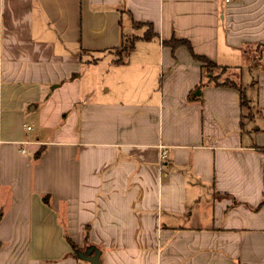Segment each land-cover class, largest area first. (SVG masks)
<instances>
[{
    "label": "crops",
    "instance_id": "0c3cea01",
    "mask_svg": "<svg viewBox=\"0 0 264 264\" xmlns=\"http://www.w3.org/2000/svg\"><path fill=\"white\" fill-rule=\"evenodd\" d=\"M261 46L264 0H0V264H264Z\"/></svg>",
    "mask_w": 264,
    "mask_h": 264
},
{
    "label": "trees",
    "instance_id": "16d2710c",
    "mask_svg": "<svg viewBox=\"0 0 264 264\" xmlns=\"http://www.w3.org/2000/svg\"><path fill=\"white\" fill-rule=\"evenodd\" d=\"M135 26H137V27H140V26H142L141 24H139V23H135L134 24ZM148 27H149V29H147L148 31H147V33L145 32V34L143 35V36H138V35H134V37L132 38V44H131V46L129 47L130 49H128V51L130 52V50H131V48H133L134 47V45H135V43H136V41L139 39V38H151L152 36H153V34H154V32H153V29H152V27H150V25H147ZM128 39V38H127ZM125 40H126V36H125V34H124V40H123V42H122V45L120 46V47H123V46H126V45H124V43H125ZM168 44H170L171 46H173V47H177V46H179V45H187L189 48H190V50L192 51V53L194 54V57L195 58H197V59H199L200 61H202V62H204V68L206 69V68H208V67H212V66H214V67H219V68H222L223 70H224V72L225 71H227L228 70V67H226V66H220V65H218L217 63H215V62H213V61H210L209 59H207L206 57H204V56H200V55H197V54H195L194 53V51H193V49H192V46H191V44H190V42H188V41H186V40H180V39H176V38H174L173 40H171L170 42H168ZM125 48V47H124ZM263 46H261V51L263 50ZM120 61H121V59H120ZM209 74H210V81H213V82H215V84L216 85H218V86H227V87H232V88H235V89H237V90H239L240 91V93H241V103H242V107L244 108V109H246V108H250V102H249V99L247 98V96H246V93H245V89L237 82V81H235V80H230V79H224V80H220V78H214L215 77V75L214 74H212V72L209 70V71H207ZM71 242V244L73 245V247L75 248L76 247V245L72 242V241H70Z\"/></svg>",
    "mask_w": 264,
    "mask_h": 264
},
{
    "label": "rangeland",
    "instance_id": "374dc122",
    "mask_svg": "<svg viewBox=\"0 0 264 264\" xmlns=\"http://www.w3.org/2000/svg\"><path fill=\"white\" fill-rule=\"evenodd\" d=\"M147 31L148 30H146V33H147ZM136 32V31H135ZM138 33H140L139 31L138 32H136V35H138ZM140 35V34H139ZM126 36V40H125V43H124V45H126V46H123V47H120L119 49H118V51H119V54H120V56H118L122 61H125V60H127L126 59V57H127V52H129L128 51V49H130L129 47L131 46V44H132V38L134 37V33H132V32H130V34L129 35H125ZM128 38V39H127ZM125 47V48H124ZM125 54V55H124ZM123 55V56H122ZM206 70L207 71H211L212 72V74H214L215 75V79L217 78H220V80L222 81V80H224V79H232V80H235V81H237L244 89H248V86H247V82L245 81V79H244V77L246 76V72H248L247 70L246 71H242L243 73V78L241 79V75H240V72H241V70H239V71H233V72H229L228 73V71H225L224 72V70L222 69V68H219V67H214V66H212V67H208V68H206ZM251 116V111H250V108H246V119H245V122L249 125L250 124V121H249V117ZM249 122V123H248ZM254 123L255 122H253L252 123V125L251 126H249L248 128H250V127H252L253 128V126H254Z\"/></svg>",
    "mask_w": 264,
    "mask_h": 264
},
{
    "label": "water",
    "instance_id": "95a60500",
    "mask_svg": "<svg viewBox=\"0 0 264 264\" xmlns=\"http://www.w3.org/2000/svg\"><path fill=\"white\" fill-rule=\"evenodd\" d=\"M100 254V250L95 246H90L85 251L79 252L80 257L89 261L91 264H101Z\"/></svg>",
    "mask_w": 264,
    "mask_h": 264
},
{
    "label": "built area",
    "instance_id": "2783aa9c",
    "mask_svg": "<svg viewBox=\"0 0 264 264\" xmlns=\"http://www.w3.org/2000/svg\"><path fill=\"white\" fill-rule=\"evenodd\" d=\"M226 2H230L232 0H225ZM30 128V127H29ZM22 152H25V149H22ZM168 155H167V151L164 150L163 153H162V158L163 159H167Z\"/></svg>",
    "mask_w": 264,
    "mask_h": 264
}]
</instances>
